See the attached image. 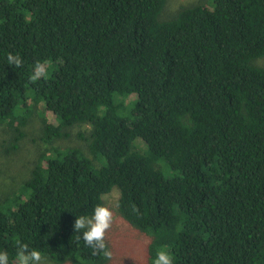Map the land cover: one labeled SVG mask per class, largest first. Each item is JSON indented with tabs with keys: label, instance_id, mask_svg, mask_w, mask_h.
<instances>
[{
	"label": "trees",
	"instance_id": "16d2710c",
	"mask_svg": "<svg viewBox=\"0 0 264 264\" xmlns=\"http://www.w3.org/2000/svg\"><path fill=\"white\" fill-rule=\"evenodd\" d=\"M166 4L0 0V123L14 130L6 150L39 103L58 119L43 118L49 147L0 196L9 264L22 244L57 264L106 263L73 224L114 186L121 216L151 236L149 264L163 246L173 264H264V67L254 64L264 0H212L162 20ZM37 62L47 77L32 81ZM114 93L137 97L128 117ZM76 125L90 126L89 154L54 144Z\"/></svg>",
	"mask_w": 264,
	"mask_h": 264
},
{
	"label": "rangeland",
	"instance_id": "374dc122",
	"mask_svg": "<svg viewBox=\"0 0 264 264\" xmlns=\"http://www.w3.org/2000/svg\"><path fill=\"white\" fill-rule=\"evenodd\" d=\"M202 3L211 5L212 0H167V4L161 14L162 20L171 18L184 6ZM254 64L264 67V56L256 58ZM113 99L117 105L119 115L128 117L137 97L130 96L124 99L121 95L114 93ZM28 101H31L30 104L33 106V101ZM43 118H47L49 123L58 124L56 115L46 110L43 103H39L30 115L26 126L22 128L25 135L19 140L18 148L11 151H7L6 148L14 135L13 127L9 123H0V196L17 188L25 178L30 176L36 158L49 147L42 140ZM17 123L18 120L15 119L14 125ZM89 127L76 125L68 128V136L57 139L54 144L60 148L79 146L89 154L88 142L82 136L83 133L88 135ZM139 142L144 144L142 139H137L134 141V146L138 145ZM144 145L147 148L146 144ZM140 146H142L141 143ZM119 196L120 190L117 186H114L108 194L103 195L104 205L108 206L113 212V222L105 237V240L110 245L112 258L104 264H149L148 247L151 242V236L137 229L121 216L118 210ZM45 264L57 263L45 258ZM63 264L74 263L68 261Z\"/></svg>",
	"mask_w": 264,
	"mask_h": 264
},
{
	"label": "clouds",
	"instance_id": "9594fccd",
	"mask_svg": "<svg viewBox=\"0 0 264 264\" xmlns=\"http://www.w3.org/2000/svg\"><path fill=\"white\" fill-rule=\"evenodd\" d=\"M8 63L15 67L22 66V59L18 54L9 53ZM48 66L46 63L37 62L30 79L37 81L46 78ZM113 222V212L103 204H97L91 217L78 216L73 224L75 233L82 232L85 244L93 250V255H103L106 259L112 258V252L107 248L105 237ZM80 236H77V240ZM0 264H9L7 252H0ZM15 264H45L42 253L36 249H30L28 244L18 247ZM152 264H173V256L167 246L158 249Z\"/></svg>",
	"mask_w": 264,
	"mask_h": 264
}]
</instances>
